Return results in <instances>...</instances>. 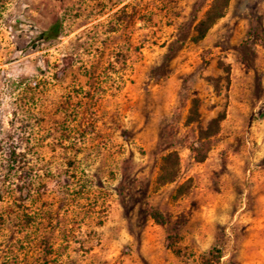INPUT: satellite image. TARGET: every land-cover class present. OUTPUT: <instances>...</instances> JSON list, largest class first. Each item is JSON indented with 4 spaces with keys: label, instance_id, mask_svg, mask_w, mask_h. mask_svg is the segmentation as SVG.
<instances>
[{
    "label": "rangeland",
    "instance_id": "374dc122",
    "mask_svg": "<svg viewBox=\"0 0 264 264\" xmlns=\"http://www.w3.org/2000/svg\"><path fill=\"white\" fill-rule=\"evenodd\" d=\"M209 1L0 0V264H264V0Z\"/></svg>",
    "mask_w": 264,
    "mask_h": 264
},
{
    "label": "trees",
    "instance_id": "16d2710c",
    "mask_svg": "<svg viewBox=\"0 0 264 264\" xmlns=\"http://www.w3.org/2000/svg\"><path fill=\"white\" fill-rule=\"evenodd\" d=\"M229 0H210L207 7L203 11L201 17L194 23L192 28L191 40L198 42L201 40L208 28L220 17H222ZM197 99L192 98L186 116V123H196V137L188 143L191 159L195 163L202 162L208 151L210 150L214 136L218 133L219 122L223 115H217L210 118L204 125L199 124ZM178 173V156L174 150L168 151L160 157L157 174L154 182L156 186H162L175 180ZM188 181H184L177 185L171 195L173 200L186 193ZM151 219L157 223H164V219L159 211L152 210L149 213ZM214 252L205 260V264L219 263V250L215 248Z\"/></svg>",
    "mask_w": 264,
    "mask_h": 264
}]
</instances>
